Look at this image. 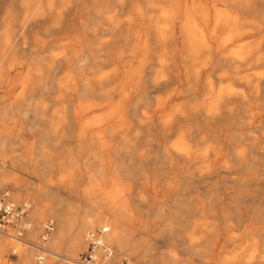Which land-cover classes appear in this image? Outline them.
Segmentation results:
<instances>
[{"label":"bare ground","instance_id":"bare-ground-1","mask_svg":"<svg viewBox=\"0 0 264 264\" xmlns=\"http://www.w3.org/2000/svg\"><path fill=\"white\" fill-rule=\"evenodd\" d=\"M171 79L185 82L187 89L167 92V100L196 96L172 108L165 101L156 106L152 95L166 92ZM199 87L203 92L197 96ZM25 109L42 121V136L56 140L41 143L36 158L29 146L26 157L12 164L27 162L34 167L30 175L41 180L39 165H49L51 154L64 147L73 156L67 180L83 187L80 200L106 208L77 220L71 246L85 250L83 234L98 227L108 229L106 244L121 251L129 246L132 254L150 252L147 239L127 237L133 222L127 190L94 197L102 182L116 190L123 186L132 168L154 186L165 181L157 167L171 169L172 179H164L184 190L207 184L217 189L227 182L231 192L219 196L217 189L208 213L264 221V192L248 188L264 175V0H0V136L7 121L19 122ZM256 130L262 138L251 135ZM204 137L211 154H198ZM3 173L0 167V189L12 184L14 201L24 198V188L32 191L30 213L38 226L43 213L37 202L50 193ZM154 212L162 216L161 210ZM55 217L47 264L57 259L60 241L76 223ZM253 234L264 237V225L254 227ZM12 241L0 237V247L14 246ZM252 246H260L259 254L218 264H264V239ZM17 249L18 261L30 264L31 252ZM74 257L64 256L65 264Z\"/></svg>","mask_w":264,"mask_h":264},{"label":"rangeland","instance_id":"rangeland-1","mask_svg":"<svg viewBox=\"0 0 264 264\" xmlns=\"http://www.w3.org/2000/svg\"><path fill=\"white\" fill-rule=\"evenodd\" d=\"M53 1L57 2L58 0ZM157 69L158 68H156V70ZM153 71L154 69L151 70L150 73L152 74ZM151 78L149 79L151 80ZM216 78H213V80L217 81ZM225 79L226 78H223L222 80ZM168 81L167 88L165 89L166 92H160L155 94V96L152 95L156 102V106L165 101L168 102V107L172 108L174 105L185 100L190 101L196 96L189 94L186 97L184 95L185 97L183 96L182 99H179L178 96H174L173 98L175 100H167L165 98L168 94L167 92L174 89H187L184 87L185 82H182L183 85L181 86L178 82L179 80L171 79ZM224 85L226 84H223V86ZM231 86L232 85H228L227 88ZM202 92L203 88L199 87L197 96L201 95ZM19 114L21 115L19 122L18 120L14 123L7 121L5 124L7 132L0 136V145L4 151V157L0 158V167L4 171L2 175L4 177L16 175L22 178L24 182L32 184L34 187L42 186L50 194L48 198L37 202L43 213V217L38 219V226L37 222L33 221L30 213L29 220L33 225L24 238L22 240L13 238L12 243L14 246L0 247V264H12L11 259H18L19 253L13 254L18 250V246L31 252L32 259L30 264H35V252L31 248V245L39 243L40 236L43 232L42 226L47 221H53L56 229V215H62L66 220L70 219L76 222L74 223L75 227L67 231L60 241L57 259L54 258L53 262L50 263L65 264L63 259L64 256L71 252V254L75 256L72 259L74 260L79 254L84 253L86 250L78 246H71V241L76 233L75 231H77L75 229H78L77 220L79 219L81 221V219L90 212L101 214L106 208L99 205V207L92 206L91 208L89 204L90 200H80L78 192L83 187L71 184L67 180L66 169L68 167H73L71 162L73 156L71 152H67L64 147L57 153L51 154L52 156L47 159L49 165H45L46 163H41L39 165L40 172L42 173L40 177L41 180L33 178L32 174V176L30 175L29 171L34 170V167L30 166L27 162L21 165L12 164L13 161L23 160V158L26 157L25 150H27L29 146L35 148L33 149L35 151H32L31 158H36L38 155L37 147L40 146L41 143H51L56 140L54 135L49 137V139L42 136V121L39 120L38 122V120H33L30 110H21ZM251 135L256 139H260L263 133L256 130L254 133H251ZM175 140V137L172 138L173 142H175ZM201 143L202 145L198 148V154H211L209 150H206L210 144L208 138L204 137ZM157 149H155L154 154L156 157L159 155L158 159H156L159 166H162L161 154ZM157 168H154V171L158 172L155 173L165 180L161 184L155 186L154 184L150 185L148 181L146 182V178L141 176L143 173L139 168H132L129 172L130 175L122 180L123 186H120L117 190L114 185L102 182L98 185L96 193H94V197L99 198L106 195H113L115 191H122V189L125 191L127 190L124 197L128 198L130 201L132 208L130 215L133 219V222L129 224L132 228L131 233L128 234L127 237L130 241H143L147 239V241H150L152 244V249L150 248L151 250L147 254H142L140 251H136L135 254H132L130 253L131 249L129 246L121 251L117 247L115 248V245H109L104 242L115 252L113 258L114 263H120L122 260L127 259L133 261L135 264H148L150 261L153 262L152 264H218V261L222 259L235 257L243 260L248 259L254 252L259 254L260 246L253 247L252 241L261 242L264 237L253 234V228L257 225H264V221L252 220L246 217L242 218V220H236L232 217L224 219L222 216L214 217L208 213L212 208V203L217 200V189H219V196L224 190H229L228 193L231 192L229 183L223 181L216 185L217 189H214L213 185L207 184L184 190L181 186L175 188L168 183L173 177L171 169ZM258 177L260 179L257 184L258 186L252 182L248 185V188L250 191L257 189L258 191L264 192V175L259 174ZM140 181L144 182L140 183ZM239 189L238 187V190ZM4 192H9L10 195H12V193L15 192L12 184L8 183L5 188L0 189V196ZM23 194L24 198L15 202H29L31 204L30 198L33 196L32 191L24 188ZM140 200H143V205L140 204ZM246 201L250 202L251 196L246 198ZM147 204L151 206L149 210L147 209L148 211L146 210ZM215 208L216 210L219 209L220 205H216ZM32 209L33 207L31 205V211ZM48 210L52 211L53 215L48 214ZM158 210H161L162 216L155 215L157 212L154 211ZM105 217H109V215ZM228 224L232 225L231 229L227 228ZM214 225H216L215 228L213 227ZM140 226H143V228H138ZM98 229V227H95L94 230L88 231L87 233L95 232ZM123 229H125V227H123ZM207 233L209 236L204 237L203 235ZM83 235L86 238V235ZM5 237H7V239L12 238L10 236ZM230 237H238V240H236V243L229 244L227 242ZM45 247L50 251L49 246L45 244ZM49 258L50 257L46 258L44 264L48 263Z\"/></svg>","mask_w":264,"mask_h":264},{"label":"built area","instance_id":"built-area-1","mask_svg":"<svg viewBox=\"0 0 264 264\" xmlns=\"http://www.w3.org/2000/svg\"><path fill=\"white\" fill-rule=\"evenodd\" d=\"M31 205L29 202H15L9 192L0 196V237L10 236L16 240H22L31 228L29 214ZM43 232L39 243L31 245L35 252L34 263L44 264L48 256L45 244L49 241L55 229L54 222L49 220L43 224ZM108 229L100 228L86 235V250L78 255L72 264H135L131 260L124 259L120 263H114V250L102 241V236Z\"/></svg>","mask_w":264,"mask_h":264},{"label":"crops","instance_id":"crops-1","mask_svg":"<svg viewBox=\"0 0 264 264\" xmlns=\"http://www.w3.org/2000/svg\"><path fill=\"white\" fill-rule=\"evenodd\" d=\"M11 262H12V264H20L17 258L11 259Z\"/></svg>","mask_w":264,"mask_h":264}]
</instances>
